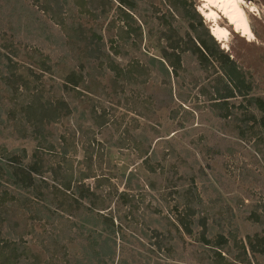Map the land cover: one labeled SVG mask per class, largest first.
I'll list each match as a JSON object with an SVG mask.
<instances>
[{
    "label": "trees",
    "instance_id": "trees-1",
    "mask_svg": "<svg viewBox=\"0 0 264 264\" xmlns=\"http://www.w3.org/2000/svg\"><path fill=\"white\" fill-rule=\"evenodd\" d=\"M114 1L34 0L53 22L49 26L36 20L43 35H48L46 40L53 38L50 35L54 27L60 26L63 39L68 41L70 55L63 56L57 65L37 49L31 51L27 66L14 62L22 53L15 45L16 39L23 34V11H14L29 8L16 0L9 14L17 19L10 22L8 36L1 37L5 52H0V86L9 97L4 103L0 92V189H5L0 192V264L43 262L44 255L32 250L23 238H5V227L11 223V210L16 206L33 213L36 221L55 225L66 218L75 222L71 223L75 230L66 233V240L77 244L78 253L72 255L67 246H62L64 264H186V236L207 249L208 255L191 253V260L197 264H255L251 259L264 257V203L257 205L249 218L260 232L238 240L239 229L228 228L231 219L205 209L198 187L203 169L198 167L197 155L188 148H179L174 140H163L164 147L157 151L141 142L139 158L146 172L154 177L146 180L135 173H105L112 168L111 161L106 160L108 151L104 153L105 145L95 136L83 144V158L76 168L68 154H76L77 147L64 135L58 151L55 133L50 130L53 125L76 119L71 134L80 137L85 134L82 125L86 121L99 131L109 129V120L96 107L88 115L79 113V102L85 103L89 94L97 96L103 88L98 78L106 76H110L115 93L134 87L147 91L151 81L160 84L158 92L143 102L145 108L153 103L159 109H169L171 120L180 129L190 120V113L185 111L181 120L182 107L172 106L176 100L188 102L189 94L183 92L185 84L191 91L197 90L213 117L222 123V134L233 132L236 139L247 143L253 140L258 151L259 146H264V93H259L260 86L250 71L221 48L192 1L164 0L169 4L167 13L160 17L158 11L151 13L156 15L157 23L150 19L149 9L143 7L148 5L146 0ZM70 5L78 7L79 13L87 15L93 24L65 27L64 15ZM111 5L117 17L108 22ZM142 26L148 31L146 37ZM154 38L158 56L142 49L143 41ZM60 64H68L65 72L58 68ZM46 74L60 78L62 85L47 93L43 85ZM10 136L33 140L36 145L31 155L25 149L9 151L3 142ZM221 140L225 142L226 138ZM123 141L109 144L123 148ZM225 148L231 152L230 147ZM208 150L214 155L222 152L218 147ZM51 157L57 166L52 165ZM115 180L120 181L122 190ZM147 189L169 191L175 198L174 212L162 216L160 209L154 210L167 221L163 229L157 228L158 219L145 221L143 215L145 229L132 249L127 247L131 244L128 232L137 231L133 226L140 207L144 211L151 208L145 205ZM13 190L19 194L14 195ZM215 227L218 231L213 235Z\"/></svg>",
    "mask_w": 264,
    "mask_h": 264
},
{
    "label": "rangeland",
    "instance_id": "rangeland-1",
    "mask_svg": "<svg viewBox=\"0 0 264 264\" xmlns=\"http://www.w3.org/2000/svg\"><path fill=\"white\" fill-rule=\"evenodd\" d=\"M190 1L197 7V11L199 9L204 10V12L207 11L205 10L208 5L206 2L202 0ZM242 1L244 2L246 13H248L247 16L255 38L249 40L248 37H243L241 33L235 32V29L230 26L226 18L221 17L219 25L227 28L231 36L228 43H220V46L240 66L250 71L256 83L260 86L259 93H264V0ZM15 2L16 0H0V52H5L2 49L4 40L1 37L8 36L10 22L17 19L9 17L13 7H15ZM145 2L148 5L143 7L149 9L151 17L149 18L153 19L155 23L158 22V19L156 15L153 16L154 14L151 13L158 11L157 16L160 17L165 15L169 9V4L164 0H146ZM21 3L23 7H28L29 10L18 8L14 11V13L18 10L23 11L21 27L23 34L16 39L15 44L21 48L22 53L18 58L14 59V62L27 66L31 61V51L37 49L41 51L42 55L48 56L52 64L57 65L63 56L70 55V49L67 45L68 41H65L66 38L63 39L62 36L64 33L63 29L60 26H55L53 34L50 35L53 38L46 40L45 37H48V35H43V28L36 20L40 19V21L51 26V23H53L51 17L48 14H44L34 0H22ZM67 8L68 11L64 15L65 27L78 24L89 27L93 24V20L87 15L79 13L78 7L70 5V8L69 6ZM116 17L115 7L112 6V10L107 16L108 22ZM205 22L210 28L215 26L212 20L208 21L205 19ZM14 25H16V22H14ZM28 25H33V27L27 28ZM154 25L156 27V24ZM142 28L146 37L148 31L144 26ZM186 31L187 29L183 30V33ZM156 44L155 38L150 42L145 40L143 41L142 49L149 51L151 55H157ZM67 67L68 64H60L58 66L64 72ZM35 72L37 74L40 73L37 69H35ZM98 81L103 88L97 96L89 94V99H86L85 103L79 102V113L84 111L88 115L92 108L96 107L99 113L105 114L106 119L109 120V129L99 131L90 121H86L82 125L85 129V134L82 137L79 134L74 136L71 133L76 119L73 118L70 121L53 125L50 129L55 133L53 138L56 140L58 147L61 145L60 137L62 135L76 145L77 153L73 154L70 152L68 154V157L73 160L75 168L78 167V160L83 158V144L91 139L92 136H95L99 143L105 145L104 153L107 154L108 151L106 160L111 161L112 168L106 169L105 173L108 170H113L114 174L118 176L123 174L127 176L130 173H135L139 175L141 180H146L147 177L154 178L146 172L143 168L142 160L139 158L143 145L141 142L144 141L145 144H150L152 150L160 151L164 147L163 140H174L179 148L186 147L197 155V159L200 162L198 167H201L204 173L203 178L198 182V187L206 205L205 209H209L213 214L221 212L223 219H231V225L228 228L239 229L238 240H244L247 235L260 232L259 226L255 225L249 218L251 213L256 211V206L264 203V146H259L260 150L258 151L253 147V140L247 143L236 139L233 132L227 135L222 134V123L213 117L207 103L202 97L198 96L197 90L191 91L185 84H182L184 85L183 92L185 93L184 95L189 94L188 102L182 103L176 100L172 106V109H177L179 106L182 107L179 108V118L181 120H183L185 111L190 113V116L188 115L190 120L184 122V128L180 129L177 127V123L171 120L169 109H159L158 105L153 103L149 104V109L145 108L143 102L150 95L158 92L160 84H154L151 81L146 86L147 91L143 87H134L126 89L124 92L119 90L115 93L112 90L110 76L98 78ZM43 83L47 93H49L53 87L57 90V86L62 85L63 82L58 77L46 74L43 77ZM174 89H178V87L174 86ZM0 92L3 95L4 103H8L9 95L5 92L4 86H0ZM236 102L238 103L240 100ZM79 113L78 117H80ZM2 119H6V115H3ZM159 136L163 137L159 138ZM221 138H226V141L223 142ZM119 140H124L123 148L109 144L110 141L117 142ZM3 144L9 151L25 149L29 155H31L36 145L33 140H15L12 136ZM226 146L227 148L230 147L231 152L226 151ZM214 147L220 148L222 150L221 154L214 155L212 152L209 153L208 149H214ZM58 151H60V147ZM53 156L55 158V155ZM54 158L51 157V163L53 166H57V159L55 158V161ZM155 180L157 181V179ZM89 183L93 182L89 181ZM115 183L121 190L123 189L120 181L115 180ZM142 183L146 186L144 181ZM2 190L5 189H0V192ZM145 191V205H151V208L144 211L143 207H140V214L136 219L137 223L133 226V228H137V231L130 229L128 232L131 244L127 245V247L132 249L135 248L136 239L141 235L142 229H145L144 216L145 221L152 217L158 219L161 224H157V228L163 229L167 221L162 219V216L168 215L169 211L174 212L172 207L175 203V198H172L169 191L152 192L149 189ZM13 194L17 196L19 192L17 193L16 190H13ZM31 206H34V204L31 203ZM34 208L32 207V210ZM157 208L161 210L162 216L154 214V210ZM11 213V223L4 230L5 238L9 240L15 239L16 241L23 238L32 250L44 255L42 264H64L61 255L62 246L65 248L67 246L69 253L72 255L78 253L77 244L71 241L68 243L66 240V233L70 230H75V228L71 227V223L74 221H67L65 218L55 225L48 224L45 221H36L33 219V213L17 206L11 210ZM67 225L69 226L68 230L66 228ZM56 226L57 229H55ZM212 229L213 235H215L218 230L216 227ZM185 246L187 257L184 262L186 264H197L196 260H191V253L195 251H197V255H208L207 249L194 243L193 239L187 236L185 237ZM255 257V260L251 259L255 264L257 261L260 264H264V257L258 255Z\"/></svg>",
    "mask_w": 264,
    "mask_h": 264
},
{
    "label": "bare ground",
    "instance_id": "bare-ground-1",
    "mask_svg": "<svg viewBox=\"0 0 264 264\" xmlns=\"http://www.w3.org/2000/svg\"><path fill=\"white\" fill-rule=\"evenodd\" d=\"M202 1L208 4L205 8L207 11L204 12V10L199 9V12L206 20H212V22L215 23V26L211 28V31L219 43H228L229 37L231 36V33L227 28H223L219 25L221 17L226 18L230 26L235 29V32L241 33L243 37H248L249 40H253L255 38L247 16L248 13L245 11L244 2L242 0Z\"/></svg>",
    "mask_w": 264,
    "mask_h": 264
}]
</instances>
